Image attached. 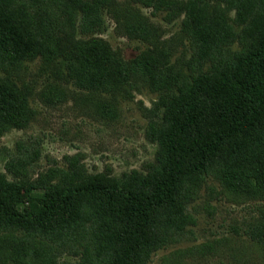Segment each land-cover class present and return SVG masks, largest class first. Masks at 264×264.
<instances>
[{
    "label": "rangeland",
    "instance_id": "1",
    "mask_svg": "<svg viewBox=\"0 0 264 264\" xmlns=\"http://www.w3.org/2000/svg\"><path fill=\"white\" fill-rule=\"evenodd\" d=\"M189 2L15 0L20 17L41 24L37 51L51 50L0 68L22 104L18 120L0 117V178L16 184L18 211L35 210L50 185L128 190L157 174L167 107L188 83L235 68L264 25L263 1L241 15L222 1ZM89 48L95 55L82 63ZM237 142L244 156L227 150L202 173L183 175L178 205L143 264H264V126ZM74 203L73 228L0 216V264L109 263L101 201L82 194Z\"/></svg>",
    "mask_w": 264,
    "mask_h": 264
},
{
    "label": "trees",
    "instance_id": "2",
    "mask_svg": "<svg viewBox=\"0 0 264 264\" xmlns=\"http://www.w3.org/2000/svg\"><path fill=\"white\" fill-rule=\"evenodd\" d=\"M210 1L213 0L189 3L206 9ZM217 1L232 5L238 15L252 9L257 1L264 2ZM79 8L84 23L91 22L94 15L91 4L84 1ZM19 14L15 0H0V68L20 64L37 52L51 51L48 46L37 51L41 24L26 22ZM257 14L264 24V9ZM199 15L202 20V11ZM201 31L207 38V32ZM83 54L91 57L95 52L89 48L79 53L82 63ZM237 62L235 68L188 83L167 107L168 119L160 139L162 164L155 176L128 190L101 181L61 188L50 185L31 213L18 211L21 197L18 188L1 177L0 216L48 224L52 231L62 224L73 228L80 214L74 199L82 194L95 195L101 201L99 241L107 249V264H143L148 250L158 242L155 233L165 220L164 214L178 205L183 175L202 173L215 160L223 161L228 151L234 156H244L237 141L264 126V25ZM21 112L19 94L0 77V117L18 120ZM260 148L259 175L264 178V143Z\"/></svg>",
    "mask_w": 264,
    "mask_h": 264
}]
</instances>
